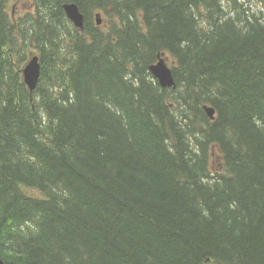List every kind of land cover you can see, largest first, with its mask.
Wrapping results in <instances>:
<instances>
[{
    "label": "trees",
    "instance_id": "1",
    "mask_svg": "<svg viewBox=\"0 0 264 264\" xmlns=\"http://www.w3.org/2000/svg\"><path fill=\"white\" fill-rule=\"evenodd\" d=\"M7 1L4 264H264V0H34L16 23Z\"/></svg>",
    "mask_w": 264,
    "mask_h": 264
},
{
    "label": "water",
    "instance_id": "2",
    "mask_svg": "<svg viewBox=\"0 0 264 264\" xmlns=\"http://www.w3.org/2000/svg\"><path fill=\"white\" fill-rule=\"evenodd\" d=\"M63 11L66 17L73 23L79 30L83 29V15L80 13L78 7L73 4H63ZM97 25L100 21H96ZM151 75L157 80L161 88H175L171 69L167 66L164 59L157 56V62L150 67ZM23 81L26 87L32 92L38 82L40 76V65L37 56H32L22 70ZM204 110L210 120L214 119V110L211 107L204 106ZM0 264H4L0 258Z\"/></svg>",
    "mask_w": 264,
    "mask_h": 264
},
{
    "label": "rangeland",
    "instance_id": "3",
    "mask_svg": "<svg viewBox=\"0 0 264 264\" xmlns=\"http://www.w3.org/2000/svg\"><path fill=\"white\" fill-rule=\"evenodd\" d=\"M254 0H251V4L254 5ZM33 4H34V0H8L6 5H7V11L8 13H10L12 11V6H15V10H14V17L12 18V22L16 23L18 21V19L22 18L23 16H25L28 12H31L33 9ZM26 11V12H25ZM99 14V20H100V24L99 26H101L102 28H106L108 25V20L103 19L102 15L100 13H96ZM36 54L34 52H31L30 55ZM157 62V60H156ZM169 60L166 62V64L169 66ZM21 191L28 195V196H32V197H36V198H42L43 195L41 192H39L37 189L34 188H29V187H25V186H21L20 187Z\"/></svg>",
    "mask_w": 264,
    "mask_h": 264
},
{
    "label": "flooded vegetation",
    "instance_id": "4",
    "mask_svg": "<svg viewBox=\"0 0 264 264\" xmlns=\"http://www.w3.org/2000/svg\"><path fill=\"white\" fill-rule=\"evenodd\" d=\"M15 6H13L12 17H14Z\"/></svg>",
    "mask_w": 264,
    "mask_h": 264
},
{
    "label": "bare ground",
    "instance_id": "5",
    "mask_svg": "<svg viewBox=\"0 0 264 264\" xmlns=\"http://www.w3.org/2000/svg\"><path fill=\"white\" fill-rule=\"evenodd\" d=\"M66 4H73V3H66Z\"/></svg>",
    "mask_w": 264,
    "mask_h": 264
}]
</instances>
